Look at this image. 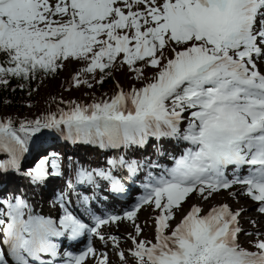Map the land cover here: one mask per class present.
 Masks as SVG:
<instances>
[{"label": "snow or ice", "instance_id": "6c2138e0", "mask_svg": "<svg viewBox=\"0 0 264 264\" xmlns=\"http://www.w3.org/2000/svg\"><path fill=\"white\" fill-rule=\"evenodd\" d=\"M70 62L82 65L71 77L74 87L92 88L88 77L97 73L103 84L124 68L139 86L126 90L117 82L111 97L61 101L67 108L18 124L0 119V177L19 174L29 186L45 187L63 176L56 152L21 172L29 143L45 130L73 144L123 151L104 167L77 163L75 180L58 194L57 219L35 214L24 192L0 189V264H110L86 234L119 248V236L103 228L122 221L133 224L135 235L127 254L118 252L120 264H264V229L257 219L248 220L252 232L242 225L248 209L203 206L239 185L264 217V0H0V87L54 77ZM153 140L157 156L165 154V140L189 146L170 168L132 155ZM71 164L69 158L64 167ZM145 169L160 171H147L143 195L122 214L96 215L88 204L99 197L76 192V185L102 191L107 182L109 195L125 193L126 182ZM70 193L91 226L69 206ZM193 195L201 203L185 209ZM145 207L156 213L151 239L141 238L136 223ZM242 235L255 239L245 246ZM82 237L88 239L82 250L61 252V238Z\"/></svg>", "mask_w": 264, "mask_h": 264}, {"label": "trees", "instance_id": "16d2710c", "mask_svg": "<svg viewBox=\"0 0 264 264\" xmlns=\"http://www.w3.org/2000/svg\"><path fill=\"white\" fill-rule=\"evenodd\" d=\"M81 67V64L70 62L54 77L38 75L36 79L29 82L13 79L7 88L0 87V119H7L10 117L18 124L19 121L23 119H34L41 114L57 111L58 108H67V105L61 101L75 100L88 104L93 102V100L111 97L117 91V82L126 90L134 84L139 86V82L134 81L131 78V74L128 73L127 68H124L123 70H114L111 77L107 78L103 84L96 83V80H99V74L97 73L95 80H92L91 76L88 77L94 85L92 88H88L87 86H80L77 88L71 85V77L75 72L79 71ZM149 75H151V72H149ZM21 83H25L26 87L20 88L19 85ZM3 101H8V103H3ZM169 141L172 143L171 148L176 153H180V151L189 146L186 142L176 143L172 140ZM156 143L157 142L153 140L145 149L132 153V155L135 157L146 155L149 156L151 160L161 164L164 157L155 154ZM74 146L64 142V138L60 133L53 130H45L43 134L39 136V139L35 140L34 143H29L30 151L22 161V169L27 170L29 167L34 166L36 157L56 152L59 153L62 158L61 171L64 173L63 176L58 177V179H61L63 182L69 179L73 180V163L67 169L64 167V164L69 158L71 161L74 159L73 149L81 148V150H86L92 156L97 154L96 150L90 145L77 144ZM122 151L123 150L120 152ZM113 155L114 152L108 149L103 152L102 160L106 161L107 157ZM164 156L167 157L166 155ZM152 170L154 171L156 169H145V171L139 173V182L145 179L147 171ZM13 177L18 179L20 175L14 174ZM2 188L3 185L0 180V189Z\"/></svg>", "mask_w": 264, "mask_h": 264}, {"label": "rangeland", "instance_id": "374dc122", "mask_svg": "<svg viewBox=\"0 0 264 264\" xmlns=\"http://www.w3.org/2000/svg\"><path fill=\"white\" fill-rule=\"evenodd\" d=\"M72 67V65H71ZM261 71H264V65H261ZM120 85V84H119ZM121 86V85H120ZM166 144H169L166 145ZM162 152L166 154L167 157L166 160L164 161L166 163V167L170 168L174 165L175 159L178 158L180 155L183 153H176L171 147H170V142L163 141L162 142ZM170 147V150H169ZM81 148L78 149H73L75 152L74 154V159L72 160L73 167L74 169L77 166V163L80 165H83L84 167H92L95 168L97 166L104 167L105 163L101 161L102 163L99 162L100 160V153L95 154L94 156L90 155L86 150H80ZM171 151V152H168ZM118 151H116L115 154H117ZM38 157L35 158L34 162H36ZM33 161V160H32ZM98 161V162H97ZM97 163V164H96ZM35 164V163H34ZM26 171V170H21V172ZM159 169H156V172L154 174H159ZM1 183L3 185V191L5 193H18V192H24L25 193V198L28 199L33 197V200L42 206L46 207V210H39V211H34L36 214H54V213H59V205L57 203V197L58 194L61 192V190L68 191L66 189L65 183L58 178L50 179L47 183V186L45 187H33L29 186L28 181L24 179L21 175L18 177V179H15L12 177V175L9 173L8 175H4L0 177ZM18 180V181H17ZM126 184L130 185L131 192H127L124 194V198H121L120 194L117 193H112L109 195V193H106L105 190L99 191V190H94L90 189L85 190V187L83 189H78L76 187V192L81 193L82 195L88 196L90 198L92 197H99L98 199H90L88 207L92 208L95 212L96 215H105L107 213H120L122 214L123 211L130 210L131 205L134 202L131 197L127 198L128 194L133 195L136 192H140L139 195L136 196V200L139 198V196L143 195L141 191L138 189L137 184L136 185V191L134 188L133 183H127ZM144 191V190H143ZM240 187L239 185L234 186L232 189L228 191H222L218 195L214 196L212 200L208 202V204L203 205L205 208H207L211 204H219V203H224L227 202L231 207L234 209L240 208L238 206H235L236 201H240L241 199L244 200L245 196L240 194ZM135 192V193H133ZM229 192H236L237 195L235 197H232L229 195ZM41 195H40V194ZM114 196V197H113ZM247 197V196H246ZM127 198V199H126ZM249 200H247V203L253 204L250 210L247 211L246 214H242L241 221L242 225L249 231H253V226L248 222L251 214L253 212H256L255 209L257 207V204L254 203L249 197H247ZM68 199L71 201L70 207L72 205L75 206V208L78 210V214L84 213L85 215L89 216L86 212H84V205H82L79 200L77 199V196L75 193H70ZM229 200H233L234 203L230 202ZM193 203H201V201L193 195L191 199L188 200V202L184 205L185 209L189 207V205ZM44 207V208H45ZM126 209V210H124ZM62 214V212H60ZM156 213L153 212L151 207H145L142 208L138 214H137V220L136 223L140 224L143 228V234L141 238H148L151 239L153 236V228H154V221L151 218L153 215ZM257 214V213H256ZM258 215V214H257ZM82 217V216H81ZM86 219V218H85ZM88 220V219H87ZM90 220V219H89ZM257 221L258 225L261 229H264V217H259L257 216ZM103 231L107 234H114L119 236L120 238V247L115 248L113 247L111 241H101L97 237L95 238V248L97 249L98 253L99 252H107L109 257H110V264H120L119 262V257H118V252L120 250H125L127 254V250L130 249L132 245L131 239H129V235H135L134 227L133 224L129 221H122L119 222L118 225L114 224L111 227H104ZM254 236H245L242 235L240 237L241 243L245 244L247 246V242L254 240ZM113 258V259H112ZM87 264H95V262L91 259L87 261Z\"/></svg>", "mask_w": 264, "mask_h": 264}, {"label": "bare ground", "instance_id": "6f19581e", "mask_svg": "<svg viewBox=\"0 0 264 264\" xmlns=\"http://www.w3.org/2000/svg\"><path fill=\"white\" fill-rule=\"evenodd\" d=\"M127 183H129L130 184V182H127ZM126 188H131V186L130 185H128V187H126ZM28 200H29V202L33 205V210L35 211H39V210H46V207L45 206H42L41 204H39L38 202L36 203L34 200H33V197H31L30 196V198H28ZM247 200H249L246 196H245V199L244 200H238V201H236L235 202V206H238V207H244V208H246V209H248V210H250L251 209V207L253 206V204L251 203V201H250V203H247L246 201ZM230 202H232V203H234L233 202V200H229ZM45 207V208H44ZM76 209V208H75ZM77 210V209H76ZM247 210V211H248ZM247 211H245L243 214H246L247 213ZM40 212V211H39ZM35 213V212H34ZM36 214V213H35ZM40 215H44V214H40ZM60 215V212L59 213H54V214H49V215H44V216H46V217H48V216H51L52 218H54V219H57L58 218V216ZM251 217L250 218H252V219H257V214H256V212H253L251 215H250ZM113 259V258H112Z\"/></svg>", "mask_w": 264, "mask_h": 264}]
</instances>
